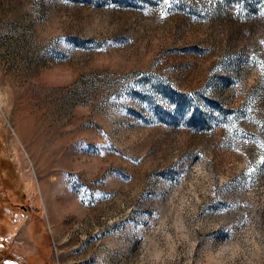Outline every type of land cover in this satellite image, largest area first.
I'll return each mask as SVG.
<instances>
[{
	"label": "rangeland",
	"instance_id": "1",
	"mask_svg": "<svg viewBox=\"0 0 264 264\" xmlns=\"http://www.w3.org/2000/svg\"><path fill=\"white\" fill-rule=\"evenodd\" d=\"M0 264H264V0H0Z\"/></svg>",
	"mask_w": 264,
	"mask_h": 264
},
{
	"label": "bare ground",
	"instance_id": "2",
	"mask_svg": "<svg viewBox=\"0 0 264 264\" xmlns=\"http://www.w3.org/2000/svg\"><path fill=\"white\" fill-rule=\"evenodd\" d=\"M28 136V135H27ZM26 138V137H25ZM35 148V147H34Z\"/></svg>",
	"mask_w": 264,
	"mask_h": 264
}]
</instances>
